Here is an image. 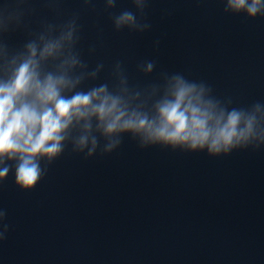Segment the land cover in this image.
<instances>
[{"label":"clouds","instance_id":"9594fccd","mask_svg":"<svg viewBox=\"0 0 264 264\" xmlns=\"http://www.w3.org/2000/svg\"><path fill=\"white\" fill-rule=\"evenodd\" d=\"M221 2L227 14L264 17V0ZM132 3L142 18L147 0ZM114 7L115 0H106L107 9ZM20 19L19 12L0 10V33L18 26ZM112 19L117 31L143 32L150 27L128 10ZM77 32L72 19L47 25L24 51L10 54L6 46L0 48V182L14 169L15 185L30 191L69 143L73 152L90 158L98 148L101 154L112 153L126 134L141 148L206 151L211 157L264 146V103L230 107L231 99H216L206 83L179 73L162 74V85L137 90L117 62L111 87L103 83L82 89L86 80L98 77L103 64L88 71L76 50ZM154 67L149 61L139 69L149 75ZM5 216L0 210V221ZM6 231L4 225L0 239Z\"/></svg>","mask_w":264,"mask_h":264}]
</instances>
